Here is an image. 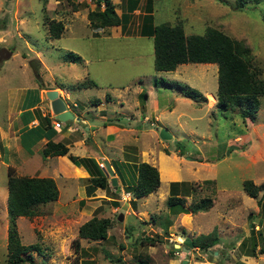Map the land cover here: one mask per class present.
Returning a JSON list of instances; mask_svg holds the SVG:
<instances>
[{"label": "rangeland", "instance_id": "rangeland-1", "mask_svg": "<svg viewBox=\"0 0 264 264\" xmlns=\"http://www.w3.org/2000/svg\"><path fill=\"white\" fill-rule=\"evenodd\" d=\"M113 1L120 14L123 0ZM151 1L155 23L180 21L187 34L201 33L207 26H213L245 40L252 47L256 70L264 77V0H246L243 8L235 5L237 0ZM146 3L147 0L139 1L126 27L119 24L96 29L88 18V11L97 7L96 0H0V50L4 49L1 55L19 53L8 61L12 70L0 72V75L4 73L0 76V134L2 129L6 131L7 112L17 102V87L26 83L20 68L15 70L21 55L24 54L31 65L36 58L31 49L39 50L54 74L49 75L44 67H38L46 85L55 87L62 81L66 87L86 77L93 78L97 86L69 88L80 91V105H90L87 99H103L109 92L113 98L107 108L117 111L121 123L139 128L132 129L133 134L123 131L131 135L122 134L124 136L115 141L117 146H109L107 153L111 163L115 165L121 155L125 159L150 162L157 166L162 178L155 191L136 199L132 193L129 198H122L120 191L125 192V189L120 179L116 192L109 187L105 189L106 196L94 198H88L86 193L91 186L88 180L83 182L84 193L77 181L61 186L59 180L57 199L41 204V212L33 217L17 218L21 242L37 243L40 248V251L32 249L23 253L29 259L22 264H82L84 259L93 260L94 264H183V260H186L184 264H264V253L258 250L264 245V190L254 197L242 186L247 178L255 183L264 181V95L260 97L256 118L244 119L215 105L216 63L187 62L174 70H156L153 39L140 34L141 14ZM52 18L64 24L60 37H49L48 25ZM126 39L130 41L120 44ZM66 50L88 57L87 65L94 77L84 74L87 68L84 61H65ZM101 52L106 53L103 61L90 57L92 53ZM161 77L171 83H186L203 94L214 92L215 98L205 94L206 101L197 104L176 85L156 84ZM109 79L112 84H108ZM119 83L127 85L123 87ZM139 87L142 90L139 89L138 94ZM147 92H150L149 98H146ZM155 104L160 108L154 112ZM136 105L139 109L145 105L150 119L156 112L160 113V118L151 124L147 117L144 120L138 117L139 109L134 112L135 117H131L133 112L118 113L121 109L135 111ZM162 127L169 130L171 138L159 136ZM177 140L181 142L182 154L176 146ZM101 154L98 152L99 156ZM2 158L0 153V264H10L7 261V170L12 167L16 174L32 170H27L29 161L16 170ZM173 180H185L196 186L195 191L189 185L186 189L177 188L180 194L186 193V205L204 195L212 196L213 204L205 211L172 214L166 201ZM81 195L84 196L82 203ZM261 196L262 203H258ZM132 198L136 205H132ZM120 212H123L122 220L117 218ZM93 215L112 219L107 236L101 239L78 237L79 225ZM128 226L131 234L126 229ZM214 227L220 240L210 250H183L185 235L209 232ZM144 236L156 241L140 243L137 238ZM121 243L123 247L119 246ZM175 243L180 246L172 247ZM254 244V254H250Z\"/></svg>", "mask_w": 264, "mask_h": 264}, {"label": "trees", "instance_id": "trees-1", "mask_svg": "<svg viewBox=\"0 0 264 264\" xmlns=\"http://www.w3.org/2000/svg\"><path fill=\"white\" fill-rule=\"evenodd\" d=\"M96 1L97 7L88 11V18L90 25L98 29L119 24L122 27H126L133 11L138 8L140 0H123L120 14L117 12L116 3L113 0ZM245 2L246 0H237L235 5L243 8ZM101 5L103 6L100 7ZM144 8L140 34L153 39L154 68L156 70H174L181 63H216L217 87L215 105L222 110L237 113L241 118L249 117L254 120L261 105L260 97L264 95V77L260 76L259 71L256 70L253 62L252 47L245 40L233 37L213 26H207L201 33L187 34L180 21L155 23L152 1L147 0ZM63 29L64 24L61 20L50 19L48 25L49 37H60ZM63 59L69 62H81L83 60L82 56L73 50H66ZM38 64L37 59H32L31 66L34 76L40 83L41 77L39 76ZM161 82L167 86L176 85L184 95L191 97L197 104L207 99L201 90L186 83H171L162 77L156 80V84ZM97 84V81L93 78L86 77L71 83L69 87L82 88L97 86ZM62 85L59 84L58 86L62 87ZM106 98L111 99L109 92H106ZM100 100L99 97H95L93 98V103H99ZM119 118L117 116L116 120ZM44 120L49 122V117L45 116ZM180 143V140H177L176 146L182 154L184 152L180 148ZM68 151L69 147L64 141H53L52 139H49L41 149L44 156L66 154ZM68 156L74 163L84 165L90 173V176L87 177L88 185H91L90 187L88 186V194L92 193L97 187L112 188L111 177L105 174L104 169L99 166L93 157L77 156L71 153H68ZM125 165H128V170H125ZM114 168L115 174L120 178L124 189L131 191L135 199L155 191L160 185L157 166L150 162L136 160L123 162L120 160L115 162ZM7 171V261L10 264H22L29 259L23 253L32 249L40 251V248L37 243L24 244L21 242L17 229V218L21 215L33 217L39 214L41 212V204L58 198L59 188L52 176L16 174L13 172L12 167H8ZM204 181L211 182V179H205ZM184 182H186V186ZM187 185L192 190H196V186L193 183L185 180H173L170 182V192L166 202L172 214L205 211L213 204L212 196L204 195L186 205L184 196L186 193L180 194L177 188L181 186L186 189ZM242 186L248 194L255 197L260 190H264V181L255 183L252 179L247 178L243 180ZM118 188L119 183L117 184ZM117 189H112V191L116 192ZM262 197L258 198V203H262ZM135 199L132 198V205H136ZM82 202L83 199L80 200V203ZM111 224L112 219L109 216L93 215L79 225L78 237L90 239L105 238ZM126 229L129 234L132 233L130 226ZM137 239L140 243L149 241L153 244L156 241L150 236ZM219 240L218 230L214 227L209 232L185 235L182 246L190 249L210 250L213 245L219 243ZM75 242L77 245L79 244L78 238H76ZM119 246L123 247V244L121 243ZM254 249L255 244L250 254H254ZM258 250L260 253H264V245L260 246ZM81 263L94 264V261L84 259Z\"/></svg>", "mask_w": 264, "mask_h": 264}, {"label": "crops", "instance_id": "crops-1", "mask_svg": "<svg viewBox=\"0 0 264 264\" xmlns=\"http://www.w3.org/2000/svg\"><path fill=\"white\" fill-rule=\"evenodd\" d=\"M135 10L133 11V14H135ZM142 14H141V18H142ZM121 41L122 43H120ZM121 41L118 42L120 44H126V42L128 43L130 40L126 39ZM103 42L107 44L114 43L112 41H103ZM31 51L34 53V56L36 57L33 59H37L39 62L38 67L39 66L44 67L49 75H54L53 73H51V68L47 65L48 64L47 60L41 57L42 56L41 52L39 50H33V49H31ZM1 52H4V49L0 50V72L2 69L8 72L9 70H12V64L10 65L8 64L9 59L13 56V54L17 55L19 53L6 52L5 50L7 54L4 56L1 55ZM101 53L100 54L92 53L90 57H92L93 59H102L103 61V59L105 60L106 53L104 52ZM107 57H109V54H107ZM82 61H84V65L87 66V68H84V74L92 75L89 69L90 67H88L87 65V63L90 62L89 58L84 57ZM17 68H20L21 73L25 75L26 83H24V85L22 86L17 87L18 89L17 102L15 103L13 108L7 112L6 131H3L2 129V132L0 134V136L2 137L4 136L3 138L0 137V146H1L0 153L1 156L3 157L2 159L4 160V163L7 165L10 164L13 167L15 166L14 168H16L17 170L19 166L21 167L29 161L30 167L28 166L29 168L28 167L25 168L24 166V168L25 169L28 168L27 170H32V172L25 174L36 175V176H52L55 179L57 185H59V180H60L61 186L62 184H65V186L71 185L77 181L80 184L78 185V187L81 188V191L83 193L85 192L84 190L85 183L83 182L87 180V177L90 176V173L88 172L87 168L84 165L74 163L69 158L68 153L77 156L93 157L97 162H99L102 159L105 161L104 157H107V160L109 161L110 165L112 166L115 172L114 165L113 163H111V160L109 159L107 149H109L111 146L114 148L116 144L115 143L116 139L118 138L120 140V137L124 136L126 131H131V133L133 134L135 133L133 132V130L137 131L139 130V128L133 127L131 125H125L121 123L119 119L116 120L117 111L115 110L114 112H112L107 108V105H109V103L112 101L113 98L112 95H111V99H107L105 97L106 94L103 95L104 98L103 99L100 98L101 100L99 103H93V99H87L90 102L89 103L90 105L88 104L85 106L80 105L79 103L81 98L80 91H78L77 89H73V88L69 89L71 88L69 86L65 87L62 81H58L59 84H63L62 87L60 86L50 87L49 85H46V82H44V79L42 77L39 83L34 76L32 66L29 64V61L28 59L25 58L24 54L21 55L20 63L17 64L15 70ZM158 71H164V70H158ZM3 74L4 73H2V75L0 76H3ZM136 76H141V75H136ZM135 78L136 80H139L140 77H135ZM108 84H112L111 79H109ZM126 85L127 84L123 85V87H125ZM52 88L57 89L58 95L65 100L67 104V108L72 110L74 115L72 119L62 121L58 119L55 115H53L50 108V101L45 94V91L47 89H52ZM139 89L142 90V88L139 87L138 89H136L138 90V94L141 91ZM75 91L77 92L75 93ZM205 94L208 97L210 94L213 95L214 92L205 91ZM149 96H150V92H147L146 98H149ZM120 105L121 107H123L124 103L121 102ZM141 107L142 108L139 109L138 106L136 105L137 109L135 111L130 110L127 112L126 110L121 109L118 113L127 114L129 112L130 113L133 112V116L131 117H135L137 113L135 114L134 112H137V110L139 109L140 113L138 117L142 116V120H144L143 119L144 117H147L146 119L149 120L151 124L153 123V121H156L160 118V113L156 112L153 113V117L152 119H150L148 117V114L146 113L145 105ZM163 107L166 106L163 105ZM158 108H160L159 104H155L153 111L154 112L157 111ZM45 116L49 117V122L44 120ZM123 131L125 132L123 133ZM118 134L119 136H117ZM88 135L90 137H88ZM130 135L131 134L129 135L126 134L125 136H130ZM132 137L134 138V136ZM49 139H52L53 141H64L69 147L68 153L44 156L41 152V149ZM120 149L123 151V146H120ZM98 152L102 154L99 156ZM120 160L123 162L125 161L131 162V161H135L136 159H131L128 157L125 159L121 155L120 157L117 158V161ZM125 167H126L125 170H128V165H125ZM115 175L118 184L120 183L119 180L120 178L117 177V174ZM161 180L162 178L160 176V183ZM120 185L122 184L120 183ZM112 189L115 190L117 189V187L114 188L113 186ZM124 191H128V190H124ZM120 193L122 192L120 191ZM129 194H131V192ZM98 196H106L104 188H100V187L95 188L92 191V193L88 195V198H94ZM80 197L84 199L83 195H81Z\"/></svg>", "mask_w": 264, "mask_h": 264}, {"label": "water", "instance_id": "water-1", "mask_svg": "<svg viewBox=\"0 0 264 264\" xmlns=\"http://www.w3.org/2000/svg\"><path fill=\"white\" fill-rule=\"evenodd\" d=\"M45 94L50 101V108H51L53 115H55L58 119H60L62 121H66L68 119L73 118L74 115H73L72 110L67 108V104H66L65 100L61 96L58 95L57 89H47L45 91ZM159 136L163 139H168V138L172 137L169 130L165 127L160 128ZM105 163H106V168H105L104 172L106 175L111 177V184L114 186V188H116L117 187V178H116L115 172H114L112 166L110 165V163L107 159H105ZM117 218H118V220H122L123 212H120L118 214ZM129 238H131V236H129ZM180 238L182 239V237H180ZM174 246L179 247L180 244L175 243L172 245V247H174ZM182 248H183V250H189V248L186 246H182ZM185 261L186 260H183L182 263L184 264Z\"/></svg>", "mask_w": 264, "mask_h": 264}, {"label": "built area", "instance_id": "built-area-1", "mask_svg": "<svg viewBox=\"0 0 264 264\" xmlns=\"http://www.w3.org/2000/svg\"><path fill=\"white\" fill-rule=\"evenodd\" d=\"M98 164H99V166L101 167V168H103L104 170H105V168H106V164H105V161L102 159L101 161H99L98 162ZM129 193L130 192H128V191H125V192H122L121 193V195H122V198H129Z\"/></svg>", "mask_w": 264, "mask_h": 264}]
</instances>
